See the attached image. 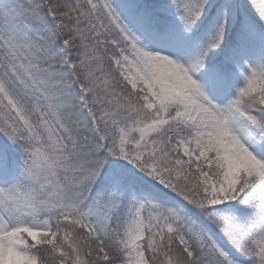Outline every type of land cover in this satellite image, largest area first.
<instances>
[{
    "label": "snow or ice",
    "instance_id": "1",
    "mask_svg": "<svg viewBox=\"0 0 264 264\" xmlns=\"http://www.w3.org/2000/svg\"><path fill=\"white\" fill-rule=\"evenodd\" d=\"M0 264H264V0H0Z\"/></svg>",
    "mask_w": 264,
    "mask_h": 264
}]
</instances>
